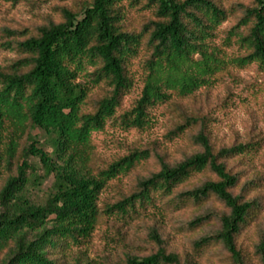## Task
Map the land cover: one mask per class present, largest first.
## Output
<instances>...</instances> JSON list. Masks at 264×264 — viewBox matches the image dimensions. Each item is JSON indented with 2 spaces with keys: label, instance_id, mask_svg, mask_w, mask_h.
I'll list each match as a JSON object with an SVG mask.
<instances>
[{
  "label": "trees",
  "instance_id": "1",
  "mask_svg": "<svg viewBox=\"0 0 264 264\" xmlns=\"http://www.w3.org/2000/svg\"><path fill=\"white\" fill-rule=\"evenodd\" d=\"M77 2L78 8L60 9V21L9 42L22 58L0 67V264H92L86 253L103 224L109 238L110 222L121 234L141 217L164 219L169 211L210 197L223 202L229 214L221 217L216 233L195 242V249L221 244L234 264H247L237 238L255 203L233 194L239 179L224 160L255 155L258 143L216 151L205 119L187 117L170 135L182 137L200 122L193 140L201 151L175 165L160 157L159 171L141 179L135 192L100 206L109 187L150 155L134 150L95 167L93 140L112 121L120 122L124 132L149 131L157 108L210 88L229 66L264 69V0L229 7L222 0ZM235 15V25L222 36L223 25ZM231 49L238 54H229ZM102 84L107 93L90 101ZM135 87L138 98L123 110ZM208 170L215 180L176 194L191 177ZM173 196L179 202H164ZM205 220L198 217L190 228ZM149 239L155 251L127 255L115 264H191L168 251L157 229ZM255 249L264 264V238Z\"/></svg>",
  "mask_w": 264,
  "mask_h": 264
},
{
  "label": "rangeland",
  "instance_id": "2",
  "mask_svg": "<svg viewBox=\"0 0 264 264\" xmlns=\"http://www.w3.org/2000/svg\"><path fill=\"white\" fill-rule=\"evenodd\" d=\"M77 1L0 0V67H9L22 58L17 50L8 46L9 42L34 34L37 29L51 21H60V9L65 6L78 8ZM222 1L229 7L243 0ZM134 20L136 21V18ZM236 21L235 15L223 25L222 36H226L225 32L229 31ZM7 31H17L21 35L11 38ZM231 53L237 55L238 50L231 49L229 54ZM106 90L104 84L96 87L90 101L94 102L105 95ZM139 92L140 89L135 87L126 96L123 110L131 109ZM187 117L205 119L209 127L207 134L216 151L240 144L260 145L255 155L236 156L224 162L228 170L239 179L238 185L232 190L233 194L241 197L243 201L255 203L253 213L237 238L238 248L246 257L247 264H261L255 255V247L264 238V69L257 64L244 68L229 66L217 75L210 88L202 89L193 97L174 99L157 108L153 112L152 128L147 132H124L120 129V122H109L105 132L94 137L93 166L103 168L134 150L148 151L150 157L143 166L111 185L101 196L99 205L116 203L135 192L141 179L159 171L160 157L175 165L200 152V146L193 140L194 135L201 129L200 122L182 137L170 135L178 126L186 123ZM38 133L40 132L36 131L34 134ZM215 179L210 170L205 171L191 177L178 188L176 194ZM51 182L52 179L46 182L44 191L48 190ZM167 201L179 202L175 196L164 200L165 203ZM227 214L229 209L225 204L215 197H210L200 205L189 203L177 211H169L164 219L141 217L126 224L121 234L111 228L110 222L109 238L105 237L107 226L103 224L86 255L92 264H115L124 261L127 255H149L156 250L155 244L149 239V233L157 229L166 241L168 251L179 254L185 262L234 264L231 255L221 244L212 245L202 251L195 249L196 241L220 229V219ZM198 217H207V220L197 228H190V223Z\"/></svg>",
  "mask_w": 264,
  "mask_h": 264
}]
</instances>
